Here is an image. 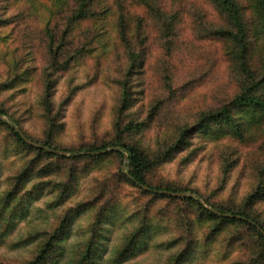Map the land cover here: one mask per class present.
I'll use <instances>...</instances> for the list:
<instances>
[{"label": "rangeland", "instance_id": "374dc122", "mask_svg": "<svg viewBox=\"0 0 264 264\" xmlns=\"http://www.w3.org/2000/svg\"><path fill=\"white\" fill-rule=\"evenodd\" d=\"M81 1L0 0V109L6 113L1 121L39 141L52 129L55 146L74 150L63 156L72 158L82 147L110 142L127 90L125 117L145 124L128 140L155 156L183 129L199 130V123L240 93L242 77L230 62L229 44L216 35L227 22L212 0H152L156 14L133 0H96L90 20L71 30ZM253 1L238 0L260 69L264 29ZM51 36L54 48L64 45L61 54L51 53ZM133 54L140 57L133 60ZM48 82L54 83L52 115L44 105ZM57 114L59 125L51 128L50 117ZM194 133L188 150L151 173L152 184L189 188L205 206L210 207L206 199L226 208L243 205L264 188L263 130L245 141ZM121 169L114 157L95 164L28 150L0 124V201L18 193L28 213L11 219L16 204L0 213V264H33L68 210L86 202L94 208L73 221L47 264H78L104 206L112 213L102 227L95 264H117V249L145 220L152 229L144 244L120 264H178L190 244L195 254L184 264L250 261L257 243L246 227L214 231V225L198 223L189 204L142 194L120 176ZM64 185L73 187L72 195L60 204ZM251 213L264 224V200Z\"/></svg>", "mask_w": 264, "mask_h": 264}, {"label": "trees", "instance_id": "16d2710c", "mask_svg": "<svg viewBox=\"0 0 264 264\" xmlns=\"http://www.w3.org/2000/svg\"><path fill=\"white\" fill-rule=\"evenodd\" d=\"M62 1V0H61ZM136 3L144 5L149 12L156 14L155 8L156 3L152 0H133ZM214 5L219 10L220 14L227 22V27L222 28L216 32V35L224 42L229 44L228 55L230 62L237 70L240 79V93L235 97L234 101L225 106L220 112L207 117L206 121L199 123L197 126L199 130L183 129L173 144L166 147L163 151H160L155 156H151L144 149L137 145H133L128 140L131 135L139 134L144 130V123H136L129 121V118L125 117L128 110H130V98L129 93L126 90L123 94L122 105L119 108V117L115 124V135L110 142L104 143L101 146H88L82 147L79 150L78 155H74L72 158L63 157L61 155L53 154L46 151L43 148L33 147L21 137L16 127L9 125L6 122L0 120V124L6 126L14 135L16 140L26 149L38 152L42 155L58 158V159H70V160H88L95 164H100L105 159L114 157L120 162V165H124L125 158H128L126 165L127 174L121 169L120 176L133 188L139 190L146 196L153 197L156 200L169 199V200H181L186 204H189L198 212V223H209L214 225V231H224L227 227L233 225H242L252 233L256 238L257 246L253 252L248 263L242 261L236 262L235 264H264V234L259 230L261 228L264 232V224L255 218L251 211L261 200H264V188L260 187L258 191L249 195L246 201L241 206L234 207H223L210 203L205 199V202L210 206L209 208L222 214L219 215L210 211L204 206L199 199L195 197L178 198L169 194H158L156 192H168V193H187L191 191L189 188H180L175 185H154L150 181L151 173L160 165L172 161L177 154L183 153L190 147L191 135L197 134L198 132L204 135H211V137H232L241 141L250 139L260 130L264 131V62L260 69L253 63L254 55L251 51V31L246 25L245 14L243 7L240 5L238 0H212ZM96 0H83L81 1L80 7L74 12L71 20V30H75L76 26L87 22L92 17V6ZM101 3V2H100ZM253 9L258 17V21L264 29V0H254ZM123 27L126 26V20L122 16ZM122 27V26H121ZM123 42H127V34L124 30L121 31ZM51 53H60L64 51V45L53 47V38L51 36ZM139 54H133V60L139 58ZM69 62L68 66H70ZM243 79V80H242ZM48 92L44 97V105L49 114L55 113V107L52 102L53 96V82H48ZM0 114L6 116V113L0 109ZM59 117L57 114L53 118L50 117V125L54 128L59 125ZM21 132L32 142L41 146L47 147L55 151H63L66 153L75 152L74 150L63 149L61 150L54 144L53 135L54 131L50 130V135L44 141L35 140L29 136L23 128H19ZM194 131V132H193ZM110 148H117L116 151H109L104 154L91 155V153L103 152ZM84 153H89V155ZM27 178H25L23 184H25ZM148 188L149 190H146ZM46 189V188H45ZM45 189H41L43 191ZM261 189V190H260ZM72 186L64 185L63 196L59 203L61 204L65 199L72 195ZM194 193V192H193ZM192 193V194H193ZM18 193H9L6 198L0 201L1 209L0 213L10 209L12 205L16 204L15 208L11 210V219L23 218L28 214L24 207L21 208L19 202H17ZM30 198H33L32 196ZM29 198V199H30ZM25 198H21L24 201ZM58 203V205H60ZM95 206L94 202H86L78 205L75 208L68 210L61 227L56 231L54 237L43 245L40 250V254L37 260L33 264H47L52 254L57 251L59 243L63 242L68 235V230L73 221L90 210ZM111 208L104 206L97 214L95 224L92 228V239L88 244L85 255L78 261V264H95V258L98 254L100 247V239L102 237V227L109 221ZM223 215H230L232 217H225ZM152 226L150 220H145L141 227L128 239L124 247L118 248L115 254L114 262L120 264L130 257L134 256L135 253L144 244L145 238L151 231ZM174 242L171 245H173ZM195 254V246L190 244L183 253H181L177 260L178 264H184L191 260Z\"/></svg>", "mask_w": 264, "mask_h": 264}, {"label": "water", "instance_id": "95a60500", "mask_svg": "<svg viewBox=\"0 0 264 264\" xmlns=\"http://www.w3.org/2000/svg\"><path fill=\"white\" fill-rule=\"evenodd\" d=\"M0 119H4V116L3 115H1L0 114ZM16 129H17V131L20 133V135H21V137L27 142V144H29V145H31V146H33V147H36V148H43V149H45L46 151H48V152H50V153H53V154H57V155H61V156H67L68 155V153H66V152H63V151H55V150H51V149H49V148H47V147H44V146H41V145H39V144H36V143H34V142H32L31 140H29L22 132H21V130L18 128V127H16ZM116 150H118L117 148H110V149H108V150H106V151H103V152H97V153H91V155H99V154H104V153H107V152H109V151H116ZM85 154H87V155H89V153H84L83 155H85ZM127 163H128V158L126 157L125 158V161H124V165H123V168H122V170H123V172L125 173V174H127L128 175V173H127V171H126V165H127ZM146 190H149L148 188H145ZM156 193H158V194H169V195H172V196H174V197H178V198H187V197H195V198H197V199H199V201L205 206V204H204V202L201 200V198L199 197V196H197V195H194V194H191V193H189V192H187V193H176V194H174V193H168V192H164V191H161V192H156ZM207 207V206H206ZM210 211H212V212H214V213H217V214H219V215H222V214H220V213H218L217 211H215V210H213V209H211V208H209V207H207ZM223 216H225V217H232V216H230V215H223ZM259 230L264 234V232H263V230L261 229V228H259Z\"/></svg>", "mask_w": 264, "mask_h": 264}]
</instances>
